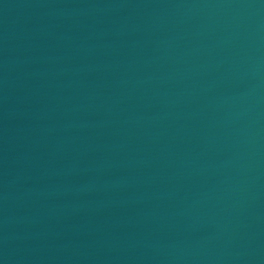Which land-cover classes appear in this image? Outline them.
<instances>
[{
  "label": "water",
  "instance_id": "water-1",
  "mask_svg": "<svg viewBox=\"0 0 264 264\" xmlns=\"http://www.w3.org/2000/svg\"><path fill=\"white\" fill-rule=\"evenodd\" d=\"M0 264H264V0H0Z\"/></svg>",
  "mask_w": 264,
  "mask_h": 264
}]
</instances>
